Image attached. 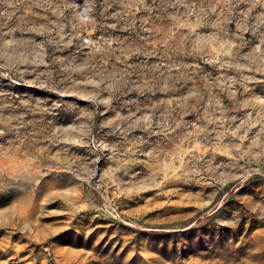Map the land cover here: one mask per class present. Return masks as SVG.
<instances>
[{"label": "rangeland", "instance_id": "obj_1", "mask_svg": "<svg viewBox=\"0 0 264 264\" xmlns=\"http://www.w3.org/2000/svg\"><path fill=\"white\" fill-rule=\"evenodd\" d=\"M0 264H264V0H0Z\"/></svg>", "mask_w": 264, "mask_h": 264}]
</instances>
